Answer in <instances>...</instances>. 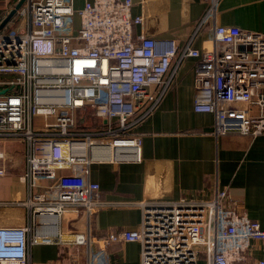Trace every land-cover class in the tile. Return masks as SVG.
<instances>
[{
    "label": "built area",
    "instance_id": "1",
    "mask_svg": "<svg viewBox=\"0 0 264 264\" xmlns=\"http://www.w3.org/2000/svg\"><path fill=\"white\" fill-rule=\"evenodd\" d=\"M133 6L23 0L0 30V180L12 177L25 190L24 198L0 199V213L24 216L22 224L0 225V264H33L30 247L51 241L39 227L57 235L67 214L99 211L92 164L143 161L137 128L172 83L173 60L197 59L194 111L214 115L215 134H264V35L217 26L211 49L196 50L192 41L180 49L147 35ZM7 143L24 148L20 175L9 173ZM146 199L139 229L71 234L68 245L81 251L71 264H109L108 246L132 242L142 247V264H195L201 253L208 264H264L249 259L264 229L227 206L226 192L211 201Z\"/></svg>",
    "mask_w": 264,
    "mask_h": 264
},
{
    "label": "crops",
    "instance_id": "2",
    "mask_svg": "<svg viewBox=\"0 0 264 264\" xmlns=\"http://www.w3.org/2000/svg\"><path fill=\"white\" fill-rule=\"evenodd\" d=\"M16 1L0 0V25ZM132 1L133 15L145 17L146 34L175 40L180 49L190 41L196 50L211 49L217 26L264 35V0ZM78 2L83 7L86 0ZM142 31L134 29L136 35ZM196 64L195 58L179 64L173 60L171 73L177 70L172 83L161 91L158 106L137 128L143 140V161L92 164L91 180L101 188L99 211L91 218L83 211L67 214L57 235L39 227L38 235L51 241L30 247L33 264L78 260L81 251L67 243L74 233L100 238L111 231L139 229L143 218L139 203L147 197L211 201L218 192H226L227 206L244 212L264 229V134H215L214 115L194 111ZM24 191L12 177L0 180V199L24 198ZM23 222L21 211L0 213V225ZM97 249L92 248L94 253ZM141 251L138 242L115 243L106 248L105 257L109 264H142ZM249 259L264 260V242H251ZM195 264H208L205 255L199 254Z\"/></svg>",
    "mask_w": 264,
    "mask_h": 264
},
{
    "label": "rangeland",
    "instance_id": "3",
    "mask_svg": "<svg viewBox=\"0 0 264 264\" xmlns=\"http://www.w3.org/2000/svg\"><path fill=\"white\" fill-rule=\"evenodd\" d=\"M75 3V7H81L79 2ZM13 9V8H12ZM11 9V10H12ZM6 150L8 153V164L7 167L9 168L11 175H20L26 169V162L24 156V148L22 145L17 143H7Z\"/></svg>",
    "mask_w": 264,
    "mask_h": 264
},
{
    "label": "water",
    "instance_id": "4",
    "mask_svg": "<svg viewBox=\"0 0 264 264\" xmlns=\"http://www.w3.org/2000/svg\"><path fill=\"white\" fill-rule=\"evenodd\" d=\"M23 4V0L18 3L15 8L9 13V15L3 20V22L0 25V30L4 29V27L9 23V21L12 19V17L16 14L17 10H19L21 8ZM6 90L1 91L0 90V95L1 94H5Z\"/></svg>",
    "mask_w": 264,
    "mask_h": 264
},
{
    "label": "bare ground",
    "instance_id": "5",
    "mask_svg": "<svg viewBox=\"0 0 264 264\" xmlns=\"http://www.w3.org/2000/svg\"><path fill=\"white\" fill-rule=\"evenodd\" d=\"M66 239V238H65ZM67 239H69V238H67Z\"/></svg>",
    "mask_w": 264,
    "mask_h": 264
}]
</instances>
